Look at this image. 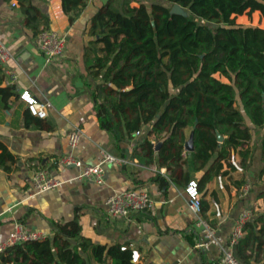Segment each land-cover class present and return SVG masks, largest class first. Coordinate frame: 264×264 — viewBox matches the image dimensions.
<instances>
[{
	"label": "trees",
	"instance_id": "16d2710c",
	"mask_svg": "<svg viewBox=\"0 0 264 264\" xmlns=\"http://www.w3.org/2000/svg\"><path fill=\"white\" fill-rule=\"evenodd\" d=\"M18 2L35 36L49 28V17L33 0ZM174 3L188 15L173 13ZM86 4L62 0L71 21ZM257 9L264 16V0H165L151 5L107 0L91 19L84 53L95 78L89 85L101 127L120 140L147 126L136 154L147 163L156 157L175 181L187 182L192 170H204L198 180L201 191L215 175L228 173L224 162L232 169L247 168L253 127H264V27L238 22L237 15L251 17ZM4 80L0 64V99L10 108L19 94ZM25 119L38 126L44 120L29 107ZM192 130L194 149L187 150ZM262 144L264 153V137ZM17 159L0 139V167L10 171ZM179 168L181 176L175 175ZM153 179L160 187L169 184L161 172ZM260 196L264 198V190ZM202 206L204 210L203 199ZM245 231L234 248L244 264L251 262L255 247L264 245V212L254 214ZM251 242V253L245 255ZM133 255L130 244L101 243L85 235L77 211L70 220L54 221L52 235L8 248L0 254V264H134Z\"/></svg>",
	"mask_w": 264,
	"mask_h": 264
},
{
	"label": "crops",
	"instance_id": "0c3cea01",
	"mask_svg": "<svg viewBox=\"0 0 264 264\" xmlns=\"http://www.w3.org/2000/svg\"><path fill=\"white\" fill-rule=\"evenodd\" d=\"M106 1L87 0L82 12L71 21L62 0H33L49 17V28L64 35L67 42L65 53L47 62L33 29L25 25L18 0H0V38L12 53L10 59L0 62L4 84L14 85L19 94L13 97L10 108L4 107L0 99V139L18 155L10 171L0 167V241L10 235L18 220L31 230L52 235L54 221L70 220L78 211L85 235L101 243L130 244L140 254V264H219L222 251L218 245L196 246L200 235L185 190L188 182L198 181L204 170H192L187 182L175 181L172 171L160 166L156 157L147 163L136 154L147 136V126L133 137L118 140L100 125L89 85L95 78L87 69L84 53L91 38V19ZM156 1L164 0H132V4L151 5ZM237 21L264 27V16L258 9L251 17L246 12L238 14ZM25 90L48 105L42 126L33 121L26 123L28 104L20 96ZM73 130L81 133L74 149L69 143ZM263 137L264 127H253V153L248 167L232 169L224 162L223 169L228 173L215 175L201 191L206 205L203 215L211 218L225 240L230 238L242 210L251 209L255 215L264 212V198L260 196L264 190ZM103 149L128 159L122 165L107 163L103 184L77 178L79 166L58 161L63 154L73 152L85 163H95ZM235 160L239 162V155ZM39 168L48 169L63 183L36 193L32 177ZM157 172L169 180L166 187L153 179ZM175 175L181 176L180 168ZM130 187L147 189L153 206L129 217L108 214L105 199ZM188 235L193 236L194 243ZM251 247L252 242L245 255L251 253ZM255 248L257 252L246 264H264V245Z\"/></svg>",
	"mask_w": 264,
	"mask_h": 264
},
{
	"label": "built area",
	"instance_id": "2783aa9c",
	"mask_svg": "<svg viewBox=\"0 0 264 264\" xmlns=\"http://www.w3.org/2000/svg\"><path fill=\"white\" fill-rule=\"evenodd\" d=\"M38 48L45 56L47 62L59 59L66 51V38L58 31L52 28H43L36 34ZM12 57V53L6 43L0 38V62H6ZM30 111L39 117L45 118L48 114V105L45 101L38 99L28 90L21 93ZM139 132V131H138ZM81 133L79 130H73L69 136L71 148H76L80 142ZM58 161L63 164H75L81 168L77 178L92 180L99 184L106 181V164L122 165L128 162L124 156L117 155L109 150H102L100 159L95 163H85L73 152L63 154ZM33 186L36 193H41L49 189H54L63 183V180L53 175L48 169L39 168L32 177ZM246 190L248 187H245ZM188 196V203L191 210L196 215L195 224L198 228L200 238L196 241V246H203L206 243H215L222 251L219 264H244V262L235 253V245L245 234V225L254 216L253 210L244 209L236 219L231 236L225 240L217 233L212 224L211 218L203 215L202 196L198 181L192 179L185 188ZM154 200L149 191L141 187H130L117 190L111 193L105 199V206L108 214L111 216L129 217L133 213L149 209L153 206ZM46 234L40 230L29 229L24 222L18 220L10 235L0 241V254L4 253L13 245L33 239L46 237ZM134 264H140V254L134 250Z\"/></svg>",
	"mask_w": 264,
	"mask_h": 264
},
{
	"label": "water",
	"instance_id": "95a60500",
	"mask_svg": "<svg viewBox=\"0 0 264 264\" xmlns=\"http://www.w3.org/2000/svg\"><path fill=\"white\" fill-rule=\"evenodd\" d=\"M171 11L173 13H179V14H183V15H188V10L185 9L182 5H180L179 3H174ZM219 138L222 139L223 136L219 133ZM161 143V141L157 144V146H159ZM186 145V149L187 150H193L194 149V130L191 131V134L188 138V140L185 143Z\"/></svg>",
	"mask_w": 264,
	"mask_h": 264
},
{
	"label": "rangeland",
	"instance_id": "374dc122",
	"mask_svg": "<svg viewBox=\"0 0 264 264\" xmlns=\"http://www.w3.org/2000/svg\"><path fill=\"white\" fill-rule=\"evenodd\" d=\"M140 1V0H139ZM148 2H149V0H147ZM163 2H165V0L163 1Z\"/></svg>",
	"mask_w": 264,
	"mask_h": 264
}]
</instances>
